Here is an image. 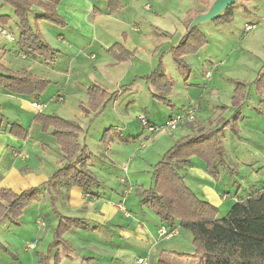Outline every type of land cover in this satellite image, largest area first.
Masks as SVG:
<instances>
[{
	"label": "rangeland",
	"instance_id": "obj_1",
	"mask_svg": "<svg viewBox=\"0 0 264 264\" xmlns=\"http://www.w3.org/2000/svg\"><path fill=\"white\" fill-rule=\"evenodd\" d=\"M124 2L127 6V1L123 0ZM99 3L101 8L106 9L104 0H99ZM179 4L187 9L197 5V2L179 0ZM168 7L167 4L157 7L167 12V20L164 22L147 12L146 16L151 15L152 24L155 25L145 31L148 38L137 43V58L133 57L131 65L127 62L118 63L113 58H116L119 50L115 47L116 44L122 43L113 35L107 39L99 31L94 38H89L78 35L70 26H61L47 20L35 23L32 19V24L58 51L57 57L53 61H47L27 55L17 43L19 29L14 10L9 4L0 1V15L12 16V21L5 28L16 37L15 41L10 42L0 35V63L14 71L30 69L34 75L46 80L43 92L30 99L42 104V109L35 108L33 101L0 93V126L8 127V132L0 130V141L10 143L15 138L21 144L25 142L23 154L28 160H16L17 163L31 168L39 166L41 170L51 174L62 166L56 167L49 162V154L52 152L47 151V147L52 145L49 142L52 128L44 130L39 116L56 114L85 124L88 138L79 135L78 142L92 154L91 163L96 165L95 168L93 166L94 175L101 184L96 187V192L117 203L123 201L118 204L125 206L132 218L135 215L142 217L146 212L145 218L153 228L160 222L159 216L144 208L141 198L153 182L154 166L180 137L187 134V130L186 126L185 129L176 130L163 126L152 132L142 125L138 118L141 114L151 123L162 126L170 114L181 113L190 108L195 110L200 126L222 130L225 166L219 167L218 177L208 174L205 160L199 157H193L191 164L181 169L187 176L189 187L206 200L203 182L215 184L214 186L228 192L225 193L227 201L220 206L219 217L228 213L235 198L264 185V89L259 88V82L264 78V0L238 1L228 10L225 20L199 24L207 42L199 46L196 52L186 54L180 64L174 59V49L188 28L177 34L168 33L175 30V25L179 28L177 20L168 15ZM122 13L120 16L126 19L125 23L114 17L107 21L114 32L119 30V25L122 28L120 32L123 29L130 31L128 28L131 27L129 22L132 13H128V8ZM159 65L171 79L172 86L168 89H159L149 78ZM94 84L100 85L107 92V98L100 106L95 104L99 92H91ZM155 93L168 99H160ZM14 123L25 127L28 131L27 138L12 133ZM13 129L22 131L17 126ZM116 138L121 139L116 142ZM13 144L16 145V142ZM2 151L0 148V154ZM59 160L65 165L63 158L60 157ZM61 206L62 204L58 205L60 211L66 214ZM124 215L123 211L120 212L114 223L125 226L131 223V219L128 220ZM38 220L44 221L46 227H41ZM22 221L21 228L8 220L0 224L1 259L5 260L4 264H33L34 255L36 264H42L38 251L48 250L49 241H54L57 214L50 201L41 209L38 204L32 203L25 209ZM117 228L100 227L97 232L90 229L85 236L92 234V241L104 236L114 244H119L117 252L126 256H121L120 261L113 264H137V253L130 252V244H134L136 240L120 236ZM179 228L178 234L170 237L171 239L160 238L162 245L175 253H185L174 254L175 260L204 264L202 258L194 256L196 247L193 234L186 228ZM41 232L47 234L45 241L35 246L36 249H28V245ZM78 240L80 239L74 236L73 245L81 248ZM106 247L110 249V253H103L111 254L113 249L110 245L103 246L102 250L105 251ZM59 249L63 250L64 246ZM100 264L108 263L105 260Z\"/></svg>",
	"mask_w": 264,
	"mask_h": 264
},
{
	"label": "trees",
	"instance_id": "obj_2",
	"mask_svg": "<svg viewBox=\"0 0 264 264\" xmlns=\"http://www.w3.org/2000/svg\"><path fill=\"white\" fill-rule=\"evenodd\" d=\"M9 4L16 17L19 29L17 43L25 50V54L53 61L57 50L53 48L32 24L47 20L61 26L66 25L65 19L58 12L60 0H0ZM107 12L114 14L122 8L121 0H104ZM203 9L189 10V22L199 13L206 12L212 0H197ZM241 1V0H239ZM250 1V0H247ZM228 7L216 20H225ZM12 21L8 14L0 15V26L6 27ZM207 42V37L199 25L186 34L174 49V59L180 64L186 54L194 53L199 46ZM118 60L131 58L132 52L124 45L116 44ZM159 89L172 84L161 65L149 77ZM45 81L34 75L30 69L14 71L0 63V90L27 98L39 96L45 87ZM172 86V85H171ZM264 89V78L259 82ZM91 92H99L95 99L100 106L107 98L106 90L100 85L91 86ZM242 95H240V99ZM167 100V98L159 97ZM238 98V97H237ZM239 99V100H240ZM238 100V101H239ZM43 129L52 128L53 135L60 145L65 165L58 169L49 179L48 184L59 192L58 184L70 187L79 185L85 194L94 195L99 181L85 165L92 157L78 142L82 128L75 120H69L56 114L41 115ZM194 123H190L193 126ZM189 125V124H188ZM20 127L22 131L13 129ZM12 133L27 138L28 131L14 123ZM220 128L199 129L180 137L154 166L153 185L146 189L142 202L150 207L162 221L167 222L170 230L179 226L190 230L196 247L194 256L203 259L204 264H264V185L244 196L235 198L230 210L224 217H219L220 207L196 194L187 184L180 170L189 165L193 157L205 160L207 170L214 177L220 173L219 167L225 166L224 149ZM41 187H30L20 193L9 188L0 190V224L10 219L18 224L24 210L34 201L40 199ZM52 201H55L54 196ZM87 222L78 217L58 214V224L54 232L51 246L66 244L65 234L71 229H86Z\"/></svg>",
	"mask_w": 264,
	"mask_h": 264
},
{
	"label": "crops",
	"instance_id": "obj_3",
	"mask_svg": "<svg viewBox=\"0 0 264 264\" xmlns=\"http://www.w3.org/2000/svg\"><path fill=\"white\" fill-rule=\"evenodd\" d=\"M121 1H122V8L115 14H110L107 12V9L101 8L99 0H60V3L58 5V12L66 20L65 26H70L72 29L78 32V35L94 38L99 31H102L103 37L106 36L107 39H109L111 35L116 37L117 40L120 39L122 41V43L121 42L120 43L124 45V47L127 50L131 51L133 54L131 58L127 60H118L117 57L116 58L113 57V58L118 63L127 62L133 65L132 62L133 57L135 56V58H137L136 53L138 52L139 49L137 43H141L142 41L146 40L148 36L145 31H147L148 27H153L155 25L152 24V19H151L152 16L158 17L160 22H164L165 20H167V16H165L167 15V12L159 10L157 7H161L162 5L165 4L169 5V7L167 8L169 10L168 15L174 17V19L177 20V23L179 24V28L177 27V25H175L176 26L175 30L168 32L169 34H177L179 33V31L181 32V30H187L190 23L188 16L189 10L203 9V5L199 3L197 0H196L197 5L187 9H185V7L183 8L179 4V0H152L151 3L150 0H126L128 4L127 6H125V2L123 3V0ZM213 1L214 0H212V2ZM127 8H128V13L129 12L132 13L129 22V25L131 27L128 28L130 31L123 29L122 32H120L122 28H120L119 25L117 27V29L119 30L117 32H114V28L110 25V22H107L108 19H111L113 17L115 19L119 18V22L125 23L124 21L126 19L124 17H121L120 14H123L122 12L125 11V9ZM147 12L148 13L151 12L152 16L151 15L150 17L146 16ZM185 22H187L186 25ZM144 23L145 25H143ZM136 33H138L139 35H136ZM0 50H2L1 45H0ZM0 93L10 94L3 90H0ZM10 95L26 99L29 102L31 101L30 99H32L19 95H13V94ZM155 95H158L159 97L167 98L158 93H155ZM32 101L34 102V100ZM199 122L200 120L197 118L193 126L186 125V127L183 126L181 128L185 127L187 130L186 133L188 134L193 130H197L201 127L199 125ZM79 124L82 128V131L80 132L79 135H83L84 138L85 137L88 138V131L85 130L86 129L85 124H81V123ZM1 127L2 126H0V128ZM7 129L8 127H4V128L2 127L0 130L8 132ZM49 138H50L49 142L52 144V145H48L47 147V151L52 152V154H49V157L51 159L49 160V162L54 163L56 167L60 165L63 167V164L61 163L62 160H59L60 157L64 159L63 151L60 145L58 144L57 139L53 135L52 137ZM117 139L120 140L121 138H116L115 140L116 142H118ZM13 142H16V145L13 144ZM0 143L2 144V147H0L1 151L3 150L2 153L0 154V190L3 188H9L16 193H20L30 187L40 186L41 187L40 199L36 200L37 202L35 201L32 203L38 204V206H40L41 209V207L45 203L47 204V202L50 201V204L52 205L53 210L56 212L57 217L58 214H62L68 217L78 216V218H82L87 222L86 229H71L65 234L64 237H66L65 239L68 242L66 244L60 245L62 247L64 246L63 250L59 249L60 246L57 248H52L51 247L52 242L50 243L51 241L50 240L48 250L38 251V257H42L40 258V262L42 264H100V262L105 260L107 261L108 264L110 262L111 264H113L115 262L120 261L119 258L121 256L124 258L126 255L120 254L119 251L117 252V250H119L118 248L120 247L119 244H114V242L105 239L104 236H102L99 240L97 239L95 241L91 240L92 234H88L85 236V234H87V232L90 229H94L97 232L100 229V227L103 228L108 226L118 227L117 229L120 236L125 235L127 238L132 237L134 240H136L134 244L133 243L130 244V246H132L131 248L132 250H130V252L132 251L133 253H137V256L135 257L137 264H141L138 262V259L140 258L145 259L146 264H189V262H185V260H175L174 254H177L178 252L175 253L172 249L162 245L163 242H160L159 240L160 238H165L163 240L171 239L170 237L178 234V230L180 228L173 230L174 233L169 237L162 235L160 232V228L162 226H167V222L162 221L160 217H159L160 222H157L155 228H153L150 222L145 218L146 212L143 213L142 217L135 215L132 218V215L130 214L128 209H126L125 206H120V204H118V203H123V201H119L117 203L112 198L110 197L108 198V196L106 195L103 197L101 196V194L96 192L95 190L96 188L94 189L95 194L91 195V194H85L83 192V189L79 185L75 184V185H71L70 187H67L64 186V184H58V187L60 189L58 192L55 189V187H51L48 184L50 177L57 170L49 174L46 170H41L40 169L41 167L39 166L31 168V166L29 165H23L17 163L16 160H23V161L25 160V162L28 160L25 154H23L25 142L24 144H21L20 142L17 141V139L13 138V141L10 143H6L4 141H0ZM7 154L10 156H7ZM4 157L6 159H4ZM9 157H11L12 159H9ZM91 161L92 159H90L87 165H85V168L89 169L92 172V174H94L93 169L96 167V165L91 163ZM189 165L183 167L182 169L188 167ZM125 169H127V166H125ZM181 174L183 173L181 172ZM208 174L210 173L208 172ZM183 175L185 176V179H187V176L185 174ZM203 183L205 185L203 184L202 185L206 188L205 198H207L212 204L220 207L221 205L224 204V202L227 201L228 196L225 193L228 192H224L225 191L224 188L219 189L217 185L214 186L215 184L211 185L205 182ZM100 185L101 184L99 181V185L97 187H99ZM152 185L153 182L151 186ZM53 196L55 198L54 202L52 201ZM141 203L144 208L146 207L150 211H153L150 207H148L146 204L142 202V198H141ZM59 204L60 205L62 204L60 208L63 209V211H66L65 213L68 215L60 211L58 207ZM122 211L125 213L124 215L125 218H128V220L131 219V223L129 222L126 226L122 224L114 223L115 218ZM23 214L18 224L12 223L10 219H6V220H8V222H10L12 225L21 228L20 226L23 223L22 221ZM6 220H4L3 222H5ZM55 229L56 228H54V230ZM167 229L169 231H172L168 227ZM68 234L70 235L67 238ZM38 236L39 237L35 239V240L39 239L37 241V246L39 245L40 242L45 241V239L47 238L46 237L47 234L41 232ZM74 236H76L78 239L82 241L80 242V240H78L79 246L81 245L80 246L81 248H78L73 245L72 241L74 240ZM105 243L107 245H110V247L113 249L111 254H106V253H110V249L107 247L105 251L102 250L103 246H107L105 245ZM126 247L127 248L129 247V243L126 245ZM178 254L185 255V253H180V252ZM32 261L33 264H36L34 255H32ZM127 261H128V257H127ZM4 262L5 260H2L0 256V263L4 264Z\"/></svg>",
	"mask_w": 264,
	"mask_h": 264
},
{
	"label": "built area",
	"instance_id": "obj_4",
	"mask_svg": "<svg viewBox=\"0 0 264 264\" xmlns=\"http://www.w3.org/2000/svg\"><path fill=\"white\" fill-rule=\"evenodd\" d=\"M0 35L4 36L9 41H15L16 40L15 39L16 38L15 35H13L9 30H7L3 26H0ZM33 106L35 108H40V109L43 108V105L39 104V102H37V101L33 102ZM138 118H139V120L141 121V123H142V125L144 127H147L152 132H156L160 128H162L163 126L169 128L171 130H176L178 128H181L183 126L188 125L189 123L195 122L196 119H197V116H196V112H195L194 109L187 108L186 110H183L181 113L172 114L168 118L166 123L164 125H162V126H157V125L151 123L146 118V116L143 115V114L139 115ZM123 182H124V179H123ZM38 223L41 225V227H43V228L46 227V223L44 221L38 220ZM160 232H161L162 235H165L167 237L171 236L174 233L173 230L169 231L166 226H162L160 228ZM35 246H37V240H35L32 243H30L27 248L28 249H33V248H35ZM138 262L141 263V264H146V260L143 259V258L138 259Z\"/></svg>",
	"mask_w": 264,
	"mask_h": 264
},
{
	"label": "water",
	"instance_id": "obj_5",
	"mask_svg": "<svg viewBox=\"0 0 264 264\" xmlns=\"http://www.w3.org/2000/svg\"><path fill=\"white\" fill-rule=\"evenodd\" d=\"M238 1L239 0H214L206 12L199 13L192 19L185 35L199 24L216 20L228 7L234 5Z\"/></svg>",
	"mask_w": 264,
	"mask_h": 264
}]
</instances>
